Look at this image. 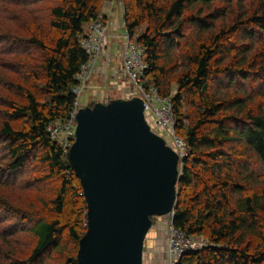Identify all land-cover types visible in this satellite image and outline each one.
Here are the masks:
<instances>
[{
    "label": "trees",
    "instance_id": "trees-1",
    "mask_svg": "<svg viewBox=\"0 0 264 264\" xmlns=\"http://www.w3.org/2000/svg\"><path fill=\"white\" fill-rule=\"evenodd\" d=\"M103 1L61 0L49 8V27L57 35L53 44L40 39L26 22H33L32 5L41 0L16 3L29 37L12 53L26 54L23 48L44 53L38 64L44 92L41 99L27 93L22 104L6 103L7 119L0 124V149L5 154L0 182L9 184L34 155L45 169L41 180L56 179L59 184L54 197L44 203L54 217L30 220L32 247L24 257H9L12 264H42L49 255L63 257L58 264H78V244L87 227L86 203L67 153L51 139L47 127L70 114L73 78L87 60L79 39L84 27L98 19ZM214 2L122 0L123 28L144 47L143 84L171 99L176 136L188 149L170 221L187 236H203L209 244L185 254L177 264H264V180L249 171L252 159L264 162V102L256 109L249 106L253 96L264 100V90L239 92L229 100L223 96L237 81L252 86L264 81V44L257 48L264 37V5L216 30L215 22L226 11L210 10ZM204 8L211 13L202 12ZM20 119L24 126L14 129L10 123ZM243 154L248 161L237 165ZM0 205L6 206L1 201Z\"/></svg>",
    "mask_w": 264,
    "mask_h": 264
},
{
    "label": "water",
    "instance_id": "water-1",
    "mask_svg": "<svg viewBox=\"0 0 264 264\" xmlns=\"http://www.w3.org/2000/svg\"><path fill=\"white\" fill-rule=\"evenodd\" d=\"M143 109L132 97L77 110L67 160L87 208L78 264H144L152 218L173 214L180 158Z\"/></svg>",
    "mask_w": 264,
    "mask_h": 264
},
{
    "label": "rangeland",
    "instance_id": "rangeland-1",
    "mask_svg": "<svg viewBox=\"0 0 264 264\" xmlns=\"http://www.w3.org/2000/svg\"><path fill=\"white\" fill-rule=\"evenodd\" d=\"M18 1L20 0H0V53H3L0 54V124L7 119L5 114L7 110L5 108L6 103L22 104L25 102L27 93H34L37 99H41L44 92L43 81L40 80L41 70L38 65L44 53L25 48L22 51L26 54L21 52L12 53L18 45L25 46L24 40L29 37V31H26L27 28L25 29L21 23L22 13L19 11L20 7L16 6ZM110 2V0H104L98 10L97 15L101 22H111L115 18L113 14L118 15L119 0H113L111 2L112 6H109ZM57 4H61V0H41V2H37L32 5L36 12L32 14L33 22L29 19L26 21L30 26V30L34 31L40 39L49 41L51 44H53L57 35L49 27L48 10L53 6H57ZM260 5H264V0H217V2L211 4L209 9L217 10L219 8V11L223 13L226 11L225 17L219 18L214 24V27L218 30L221 25H227L237 17L248 15L250 10L259 9ZM202 12L205 14L211 13L205 12V8ZM106 16L107 18H105ZM89 24L90 22L85 27H88ZM138 30L139 33H143L144 27ZM119 31V29L115 30L117 36L120 34ZM117 36L109 39L108 46L110 47L111 59H99L98 68L91 77L88 91L81 94L80 108L83 106L92 107L95 102L107 104L113 99H124L125 97L122 94L124 87L128 89L132 86L121 72L119 58L121 42ZM240 37L237 36V42ZM261 42L264 44V37L260 42H257L259 50L261 49ZM178 54L179 50H175L173 53L174 60H176ZM249 83V81L235 82L233 86L224 91L225 100L233 99L239 92L250 95L253 92L264 90V81H255L253 86L252 82ZM259 83L260 86L258 87ZM215 90L213 84V91ZM172 94H174L173 91ZM218 94L220 96L223 93L220 91ZM253 97L255 99L249 105L250 107L256 109L257 104L263 105L264 100L258 99L257 96ZM10 124L14 129H18L24 126V120L12 121ZM61 139H63V135L59 138V140ZM4 156V152L0 149V166L4 163ZM248 159V155L243 154L237 165L239 163L244 164ZM28 161L18 174L9 179V184L0 182V201L6 205H0V264H12V260L21 256L24 257L30 251L34 242L31 233L28 231L31 219L47 220L55 215L51 211L52 209L47 208L46 210L44 208V203L54 197L59 181L56 179L42 181L41 179L45 175L42 163L36 161L34 155ZM249 171H255L256 178L259 176L258 178L264 180V162H259L256 158L252 159L251 170ZM7 219L12 220L11 222H5ZM152 222L153 226L145 240L144 264H159L166 260L169 217L153 218ZM261 228L264 231V219L261 220ZM14 231H17L15 235H13ZM63 235H66L65 231H63ZM200 237L205 244H209L207 239L203 236ZM11 256L12 260L9 258ZM44 257L42 264H58L60 259H64L55 255Z\"/></svg>",
    "mask_w": 264,
    "mask_h": 264
},
{
    "label": "built area",
    "instance_id": "built-area-1",
    "mask_svg": "<svg viewBox=\"0 0 264 264\" xmlns=\"http://www.w3.org/2000/svg\"><path fill=\"white\" fill-rule=\"evenodd\" d=\"M118 3V15L114 20L101 22L98 18L91 21L86 27L84 35L79 39V46L85 51L87 60L81 65L73 78L75 85L71 89V93L75 96L74 104L67 119L55 121L47 127V130L51 139L58 142L63 151L68 153L74 140L76 115L77 110L80 108L81 94L88 91L91 77L97 69L99 59H103L110 51V47H108L109 38L114 36L113 33L116 29H119L120 34L117 38L121 42L119 55L121 72L132 85L128 89L124 87L122 94L125 98L136 97L143 100V110L148 124L152 127V131L156 135H160L167 145L176 152L180 158V171L181 162L186 158L188 149L185 142L176 136L174 109L171 99L160 95L156 87L143 84V75L147 70V65L144 62L145 50L139 42L137 43L134 38H130L124 30L122 1L119 0ZM61 135H63V139L59 140ZM171 218L172 216L169 217V221ZM167 237L165 264H177L185 254L207 247V244L200 239L201 237L187 236L183 231L174 228L171 221L167 227Z\"/></svg>",
    "mask_w": 264,
    "mask_h": 264
},
{
    "label": "crops",
    "instance_id": "crops-1",
    "mask_svg": "<svg viewBox=\"0 0 264 264\" xmlns=\"http://www.w3.org/2000/svg\"><path fill=\"white\" fill-rule=\"evenodd\" d=\"M111 2H113V0H110ZM110 2V4H109V6H112V3ZM114 16H116L115 14H113ZM114 34V37H116L117 35H116V32H114L113 33ZM109 47V46H108ZM105 58L107 59V60H109V59H111V57H110V51L108 52V54L105 56ZM106 60V61H107ZM152 254H154V252H152ZM163 254H164V252H163ZM155 255V254H154ZM151 259V258H150ZM155 262V261H154ZM165 263V260H163L162 262H160L159 264H164ZM153 264V263H152Z\"/></svg>",
    "mask_w": 264,
    "mask_h": 264
},
{
    "label": "bare ground",
    "instance_id": "bare-ground-1",
    "mask_svg": "<svg viewBox=\"0 0 264 264\" xmlns=\"http://www.w3.org/2000/svg\"><path fill=\"white\" fill-rule=\"evenodd\" d=\"M114 17L116 18V16H114ZM105 18H107V16H106ZM115 18H114V19H115ZM122 21H123V16H122ZM116 30H117V29H116ZM119 32H120V31H119ZM118 35H119V34H118ZM110 38H113V37L110 36ZM110 38H109V39H110ZM134 39H135V38H134ZM104 58H105V57H104ZM104 58H103V59H104ZM105 59H106V58H105ZM98 65H99V64H98ZM97 68H98V66H97ZM139 99H140V98H139ZM142 101H143V100H142ZM145 120H146V117H145ZM146 123H147L148 126H150V125L148 124L147 120H146ZM75 126H76V123H75ZM150 128H151V130H152V127H151V126H150ZM166 144H167V143H166Z\"/></svg>",
    "mask_w": 264,
    "mask_h": 264
}]
</instances>
